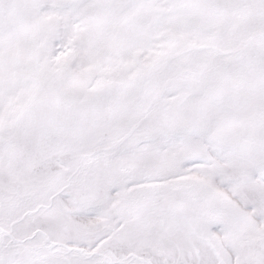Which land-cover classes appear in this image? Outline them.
<instances>
[{"label":"snow or ice","instance_id":"1","mask_svg":"<svg viewBox=\"0 0 264 264\" xmlns=\"http://www.w3.org/2000/svg\"><path fill=\"white\" fill-rule=\"evenodd\" d=\"M0 264H264V0H0Z\"/></svg>","mask_w":264,"mask_h":264}]
</instances>
